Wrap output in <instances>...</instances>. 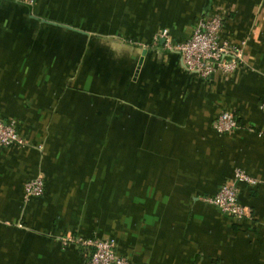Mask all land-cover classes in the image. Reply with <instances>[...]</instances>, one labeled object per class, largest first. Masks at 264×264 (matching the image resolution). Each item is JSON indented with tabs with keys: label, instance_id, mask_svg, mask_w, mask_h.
I'll use <instances>...</instances> for the list:
<instances>
[{
	"label": "crops",
	"instance_id": "obj_1",
	"mask_svg": "<svg viewBox=\"0 0 264 264\" xmlns=\"http://www.w3.org/2000/svg\"><path fill=\"white\" fill-rule=\"evenodd\" d=\"M212 14L244 42L233 75L152 42ZM263 96L264 0L0 1V118L26 140L0 148V264H85L93 238L133 264H264ZM222 111L241 129L217 134ZM237 169L241 222L201 200Z\"/></svg>",
	"mask_w": 264,
	"mask_h": 264
},
{
	"label": "built area",
	"instance_id": "obj_2",
	"mask_svg": "<svg viewBox=\"0 0 264 264\" xmlns=\"http://www.w3.org/2000/svg\"><path fill=\"white\" fill-rule=\"evenodd\" d=\"M14 3L33 4V0H0ZM223 16L209 15L199 19L191 35L183 40H174L170 30H160L152 39L153 43L160 42L163 48L179 55L187 73L208 79L216 75H233L243 62V45H234L220 38L223 28ZM264 112V96L259 104ZM213 130L219 135L233 134L241 129L236 116L231 112H221L213 122ZM22 137L14 121L0 118V148H10L24 145ZM254 187L257 181L242 170H235L232 178L222 184L215 195L204 197V203L220 210L223 216L235 222L244 221L249 217L248 210L239 201V185ZM45 194L43 176L37 175L25 182L22 190L24 202L41 199ZM69 240V239H67ZM67 242V241H64ZM89 249L85 264H133L128 258L116 252L115 242L111 239H90L82 242Z\"/></svg>",
	"mask_w": 264,
	"mask_h": 264
},
{
	"label": "trees",
	"instance_id": "obj_3",
	"mask_svg": "<svg viewBox=\"0 0 264 264\" xmlns=\"http://www.w3.org/2000/svg\"><path fill=\"white\" fill-rule=\"evenodd\" d=\"M223 21H224V18H223ZM262 100H263V98H262ZM222 112H225V111H222ZM221 113V112H220ZM216 119V118H215ZM237 121H238V119H237ZM239 123V122H238ZM22 135V134H21ZM9 149V148H8ZM224 184V183H223ZM221 187V186H220ZM208 197H210V196H208Z\"/></svg>",
	"mask_w": 264,
	"mask_h": 264
},
{
	"label": "water",
	"instance_id": "obj_4",
	"mask_svg": "<svg viewBox=\"0 0 264 264\" xmlns=\"http://www.w3.org/2000/svg\"><path fill=\"white\" fill-rule=\"evenodd\" d=\"M143 54H144V53H143ZM141 62H142V60H140V62H139V66H140Z\"/></svg>",
	"mask_w": 264,
	"mask_h": 264
},
{
	"label": "rangeland",
	"instance_id": "obj_5",
	"mask_svg": "<svg viewBox=\"0 0 264 264\" xmlns=\"http://www.w3.org/2000/svg\"><path fill=\"white\" fill-rule=\"evenodd\" d=\"M162 30V29H161Z\"/></svg>",
	"mask_w": 264,
	"mask_h": 264
}]
</instances>
